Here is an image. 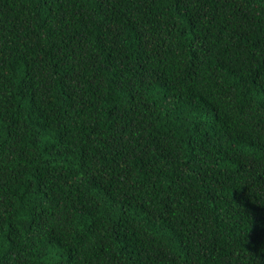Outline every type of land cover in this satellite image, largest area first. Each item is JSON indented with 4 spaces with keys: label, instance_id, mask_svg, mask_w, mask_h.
Wrapping results in <instances>:
<instances>
[{
    "label": "trees",
    "instance_id": "1",
    "mask_svg": "<svg viewBox=\"0 0 264 264\" xmlns=\"http://www.w3.org/2000/svg\"><path fill=\"white\" fill-rule=\"evenodd\" d=\"M0 264H264V0H0Z\"/></svg>",
    "mask_w": 264,
    "mask_h": 264
}]
</instances>
